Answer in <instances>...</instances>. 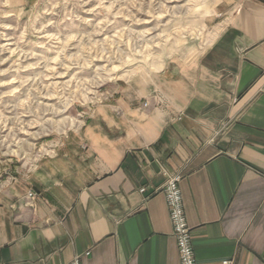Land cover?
<instances>
[{
    "label": "crops",
    "instance_id": "0c3cea01",
    "mask_svg": "<svg viewBox=\"0 0 264 264\" xmlns=\"http://www.w3.org/2000/svg\"><path fill=\"white\" fill-rule=\"evenodd\" d=\"M224 2L196 58L96 106L0 190V264H180L167 174L196 264H264V0Z\"/></svg>",
    "mask_w": 264,
    "mask_h": 264
},
{
    "label": "rangeland",
    "instance_id": "374dc122",
    "mask_svg": "<svg viewBox=\"0 0 264 264\" xmlns=\"http://www.w3.org/2000/svg\"><path fill=\"white\" fill-rule=\"evenodd\" d=\"M225 6L0 0V190L52 153L96 106L123 89L140 92L165 65L196 58L225 23Z\"/></svg>",
    "mask_w": 264,
    "mask_h": 264
},
{
    "label": "built area",
    "instance_id": "2783aa9c",
    "mask_svg": "<svg viewBox=\"0 0 264 264\" xmlns=\"http://www.w3.org/2000/svg\"><path fill=\"white\" fill-rule=\"evenodd\" d=\"M147 105V103H144ZM179 174H167L163 185V191L169 212V218L173 227V234L176 239L180 264H196L194 249L191 239V229L187 224L184 213L182 194L179 188ZM37 193L28 190L26 198L31 200ZM84 255H88L86 252ZM67 264H82L80 256H75ZM223 264H229L225 261Z\"/></svg>",
    "mask_w": 264,
    "mask_h": 264
}]
</instances>
